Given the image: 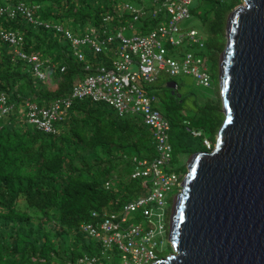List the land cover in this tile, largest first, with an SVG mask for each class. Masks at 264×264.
Masks as SVG:
<instances>
[{"label": "trees", "instance_id": "trees-1", "mask_svg": "<svg viewBox=\"0 0 264 264\" xmlns=\"http://www.w3.org/2000/svg\"><path fill=\"white\" fill-rule=\"evenodd\" d=\"M15 1L0 0V5L13 6ZM23 1L39 6L33 13L36 20L59 21L75 34L103 26L106 14L114 17L112 24L116 28L129 19L123 15L115 21L119 0ZM240 2L214 0L205 12L201 33L206 37L205 55L216 97L198 103V120L207 134L200 136L199 148H188V155L207 150L206 138L212 146L224 119L215 64L219 65L225 46L227 14ZM0 27L23 33L24 51L48 54L47 58L55 64L45 70L53 71L47 83L34 76L24 61L12 60L10 46L0 42V91L8 96L16 94L18 100L47 104L68 95L75 78L84 77L83 63L72 59L71 46L54 31L28 21L19 12L11 18L1 17ZM64 64L67 67L61 71ZM34 79L41 83L40 89L34 86ZM25 86L29 92L24 91ZM176 89L171 91L176 94ZM17 119L20 130L5 134L4 127L0 128V264H66L82 255L83 249L93 247L92 240L86 241L79 230L92 209L116 208L142 193V181L130 177L132 157L154 154L151 129L133 114L119 116L105 102L89 99L75 100L56 124L55 133L34 127L23 129L25 117ZM172 121L169 119L170 127ZM172 145L173 158L177 150ZM123 165L126 168L113 171ZM177 172L182 176L186 165L177 167ZM108 180L112 183L110 189L104 187Z\"/></svg>", "mask_w": 264, "mask_h": 264}, {"label": "built area", "instance_id": "built-area-1", "mask_svg": "<svg viewBox=\"0 0 264 264\" xmlns=\"http://www.w3.org/2000/svg\"><path fill=\"white\" fill-rule=\"evenodd\" d=\"M145 1L140 8L124 3L122 15L131 20L128 27L134 28L135 21L145 20L141 32L124 34L126 26L108 27L114 20L110 14L103 16L100 30L93 28L75 34L63 24L38 21L33 18V8L22 0L13 6L0 7V16L11 18L16 12L28 21L51 28L69 43L72 59L83 63L87 59L82 47L89 46L93 54L105 53L111 59L96 65L85 63V72L78 82L72 85L68 95L53 99L47 104H38L29 99L22 100L26 122L44 133H55L56 124L63 120L75 100L89 99L105 102L116 110L119 116L139 114L142 122L151 129L154 154L151 157H132L130 177L142 181V193L120 204L118 207L92 209L89 219L79 225V230L94 242L95 254H83L66 264H110L107 260L119 257L113 264H153L163 258L164 244L170 245V225L172 211L165 209L166 193L173 187L177 193L170 197L171 203L181 189L182 177L174 169H167L172 162L173 145L170 141L169 119L155 105L157 96L148 92L146 86L158 81L161 73L170 76L188 74L197 85L212 87L210 62L205 52L206 37L193 27L183 28L181 23L191 17L193 0H140ZM167 15L163 23L161 13ZM146 28L148 31H145ZM0 40L13 46L24 41L22 33L0 28ZM164 40V41H163ZM186 44L189 49L177 57H170L167 51L172 47ZM169 47V48H168ZM17 58L26 60L38 79L46 78V69L55 64L50 59L42 60L39 54H29L14 49ZM136 63L133 70L131 65ZM66 65L61 66L64 71ZM170 83V82H169ZM178 84L172 82V88ZM7 93L0 92V118L10 109ZM185 130L194 136H202V130L194 128L184 120ZM210 149L211 143L204 139ZM111 181L104 187L111 188ZM172 209V206H171ZM168 219L166 221V217ZM171 246V245H170ZM162 249V250H161ZM171 252V251H170ZM169 252V253H170ZM168 253V254H169Z\"/></svg>", "mask_w": 264, "mask_h": 264}, {"label": "water", "instance_id": "water-1", "mask_svg": "<svg viewBox=\"0 0 264 264\" xmlns=\"http://www.w3.org/2000/svg\"><path fill=\"white\" fill-rule=\"evenodd\" d=\"M218 84L224 119L186 164L171 252L153 264H264V0L230 11Z\"/></svg>", "mask_w": 264, "mask_h": 264}, {"label": "rangeland", "instance_id": "rangeland-1", "mask_svg": "<svg viewBox=\"0 0 264 264\" xmlns=\"http://www.w3.org/2000/svg\"><path fill=\"white\" fill-rule=\"evenodd\" d=\"M213 1L214 0H193L191 7H192V9H194L193 11H195V13L192 14L190 18L184 20L181 23V26L183 28L193 27V28L197 29L199 32L203 31V29H204L203 23L204 22H202V21L206 15L205 12L207 11L209 4H211ZM125 2L131 3L136 8H140L143 4H144V6L146 4L145 1L141 2L140 0H119L117 2V4L119 5L120 9L118 10V14L115 15V21H117L121 17H123L122 11H124V3ZM145 7L149 8V5H147ZM229 13L227 14V18H228ZM161 15H162L161 20L163 19V21H162V23H163L165 20H167V15L164 12H162ZM49 20H51V19H49ZM51 21H54V20H51ZM113 21H111L108 24L109 28H111L113 26V24H112ZM55 22H59V21H55ZM130 22H131L130 19H128L124 22V25L126 26V29L124 30L125 35H129V34H132L134 32H136V33L141 32V28H139L138 25H140L141 23L144 22L143 19H139V20L135 21V25H134L133 29H130L128 27ZM96 28L98 30H100V27H98V26H95V28H93V30L95 31ZM144 29H145V31H148L146 28H144ZM86 30L87 29L81 30V34L84 33ZM223 43H224V45L226 43V31H225ZM69 47L67 45V48H69ZM188 49H189V47L186 44L182 45L181 49L179 47H172V48L168 49L167 55L170 57H177L181 52H184ZM82 50L87 55V59L83 62V64L89 63L91 65H96V64L103 63V62L108 63L111 60L106 56L105 53L93 54L90 51L89 46L82 47ZM193 50L198 51V52H205V49L202 51H199L198 49H193ZM72 52H73V50H72ZM220 55H221V53H220ZM40 57L42 60H45V59H48L47 57H49V56H48V54H45L43 56L40 55ZM131 68L133 70H135L137 68L136 63H133L131 65ZM215 69L219 71V65L217 63L215 64ZM52 73H53V71L46 72V78L44 80L45 82L48 83V81L50 79H52L51 78ZM78 78L79 77L75 78V81H74L75 83L79 81ZM47 79H48V81H47ZM169 82H176L178 84V89H176V94L172 93V91H171L172 88H170L168 86ZM40 85H41V83L39 82V80L37 81L34 79V86L36 88L40 89ZM146 88L148 89V92L154 93L157 96V99H156L154 105L159 110H161V112L165 116H167L170 120H173L171 122V129L169 131V135H170V141L172 142V144H174V146H176L177 154H176V156H173L172 162L170 163L169 166H167V169H172V170L175 169L177 171V167L180 168V167H182L183 164L186 165L188 160L190 159L191 154L188 155V152H187L188 148H191V147L192 148H195V147L199 148L200 142L202 140V137L194 136L191 133L187 132L185 130V126L183 124V121L184 120L189 121V123L194 128H199L200 130H202L203 134L204 133L207 134V132L204 131V129L201 126V123L198 120V117L200 115V109H199L198 103L202 104L203 102H205V100L208 97L211 99H214L216 97L215 93L213 92L212 87L211 88H204L200 85H197L193 76L188 75V74H180L177 76H170L166 73H161L158 81L150 84L149 86H146ZM24 89H25L24 90L25 92H29V88H27L26 86L24 87ZM219 95H220V92H219ZM177 98H179L178 101H177ZM8 99H9V103L14 104V106L16 107L15 108L16 114L23 116L24 110L21 107V102L18 103V99L16 98V94H11L10 96H8ZM15 111L12 110L10 113H8V114L4 115L2 118H0V127H2V126L4 127L5 134L8 133L9 131L14 130V129L20 130L19 125L21 123H20V121H18L17 116L15 114ZM113 113L117 114L116 110L113 109ZM133 115L138 120H140V121L142 120V118L139 114H133ZM22 124H23V129L33 128V126L29 123L22 122ZM147 128H149V127H147ZM210 143H211V141H210ZM141 158H144V157H141ZM123 167L126 168L123 165V166L118 167L117 169H115L113 171L116 172V170H118V169L122 170ZM176 193H177L176 187H173V189L171 191H168L166 193L165 209H166V211H168V213L170 210L172 211L171 206L173 204V203H171L170 197H172ZM106 207L110 208V206H106ZM98 209H101V207H99ZM167 219H168V215L166 217V221H167ZM84 237H85V240L88 242L91 240V239H88L86 236H84ZM91 244L93 245V247L91 246V249H90L88 246L87 248L83 249V251H82L83 254H95L96 253L97 250H96V247H94V242L92 241ZM162 248H163V255L170 252V250H169L170 247H169L168 242H166L164 244V247L162 246ZM119 260H120V258L117 256V257H115V259L113 258V260H107V261L110 264H113V262H119Z\"/></svg>", "mask_w": 264, "mask_h": 264}, {"label": "clouds", "instance_id": "clouds-1", "mask_svg": "<svg viewBox=\"0 0 264 264\" xmlns=\"http://www.w3.org/2000/svg\"><path fill=\"white\" fill-rule=\"evenodd\" d=\"M23 1V0H22ZM24 2V1H23ZM15 3H17V1H15ZM26 5H27V3L26 2H24ZM14 4V3H13ZM8 7V6H10V4H4V5H0V7ZM27 6H29L30 8H33V13H34V10L35 9H38L39 8V6L38 5H27ZM3 16H6V15H2V16H0V18L1 17H3ZM7 17V16H6ZM7 18H9V17H7ZM43 22H49V21H43ZM50 23H60V22H50ZM60 24H63V23H60ZM64 25V24H63ZM65 26V25H64ZM45 27V26H44ZM66 27V26H65ZM0 28H2V27H0ZM46 28V27H45ZM67 28V27H66ZM48 30H52V31H54L53 29H51V28H47ZM69 29V28H68ZM7 30H13V29H7ZM13 31H16V30H13ZM16 32H18V31H16ZM19 33H21V32H19ZM54 33H56V32H54ZM23 34V33H22ZM57 35H60V34H58V33H56ZM24 36V35H23ZM61 36V35H60ZM62 37V36H61ZM63 38V37H62ZM64 39V38H63ZM24 40H25V38H24ZM64 41H65V39H64ZM0 42H2V43H4V44H8L9 46H10V52H11V59L12 60H14V61H24L27 65V67L29 68V70L31 71V66H30V64L26 61V60H23V59H20V58H17V55L15 54V51H14V49L16 48V49H18L19 51H21V50H23L24 51V49H23V45H24V41H23V43H22V45H20V46H13V45H11V44H9L8 42H4V41H2V40H0ZM26 52V51H25ZM26 53H28V52H26ZM30 54V53H29ZM31 73H32V71H31ZM1 92V91H0ZM3 92H5V91H3ZM6 93V92H5ZM7 98H8V95H7ZM22 98L21 99H19L18 100V103L19 102H21V107L23 108V110H24V112H25V109H24V107L22 106ZM8 104H10L9 103V99H8ZM11 109L6 113V114H8V113H10L12 110H14V108H16L15 106H14V104H11ZM5 114V115H6ZM4 116V115H3ZM2 116V117H3ZM16 116L17 117H19L20 115L19 114H16ZM24 116V115H23ZM23 116H21V117H23ZM1 117V118H2ZM1 128V127H0ZM37 130V129H36ZM214 144V143H213ZM213 146V145H212ZM212 148V147H211ZM210 148V149H211ZM210 149H207V150H210ZM184 175V174H183ZM183 175L181 176V177H183ZM174 203V202H173ZM172 206H173V204H172ZM165 257V256H164Z\"/></svg>", "mask_w": 264, "mask_h": 264}, {"label": "bare ground", "instance_id": "bare-ground-1", "mask_svg": "<svg viewBox=\"0 0 264 264\" xmlns=\"http://www.w3.org/2000/svg\"><path fill=\"white\" fill-rule=\"evenodd\" d=\"M75 168V167H74ZM92 181V180H91ZM85 239V238H84ZM11 258V257H10Z\"/></svg>", "mask_w": 264, "mask_h": 264}, {"label": "flooded vegetation", "instance_id": "flooded-vegetation-1", "mask_svg": "<svg viewBox=\"0 0 264 264\" xmlns=\"http://www.w3.org/2000/svg\"><path fill=\"white\" fill-rule=\"evenodd\" d=\"M172 93H174V92L172 91Z\"/></svg>", "mask_w": 264, "mask_h": 264}]
</instances>
